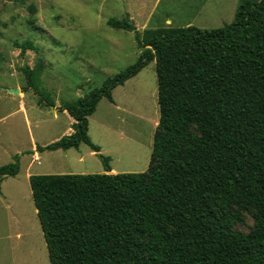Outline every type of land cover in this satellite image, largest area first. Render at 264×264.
<instances>
[{
	"label": "trees",
	"instance_id": "16d2710c",
	"mask_svg": "<svg viewBox=\"0 0 264 264\" xmlns=\"http://www.w3.org/2000/svg\"><path fill=\"white\" fill-rule=\"evenodd\" d=\"M32 24L33 22H29ZM135 63L59 111L72 132L37 152L81 144L99 152L88 135L98 102L155 63L158 122L148 168L105 173L30 175L33 205L50 264H264V0H243L232 23L139 33ZM33 28L38 29L33 26ZM20 55L32 41H13ZM19 69L36 91L41 73ZM17 164L0 167V180ZM241 212L253 219L247 234L235 230Z\"/></svg>",
	"mask_w": 264,
	"mask_h": 264
},
{
	"label": "rangeland",
	"instance_id": "374dc122",
	"mask_svg": "<svg viewBox=\"0 0 264 264\" xmlns=\"http://www.w3.org/2000/svg\"><path fill=\"white\" fill-rule=\"evenodd\" d=\"M241 2L213 0L200 15L176 16L172 26L178 21L185 27L190 21L189 26L199 29L223 27L232 23ZM103 4L104 0H0V167H19L15 177L0 180V264H50L28 174L55 175L72 169L75 150L40 152V164H30L28 154L33 139L37 146L52 143L69 127L68 115L56 111L54 104L73 102L99 88L106 77L135 63L140 55L130 31L106 24L109 18L122 19L123 14L102 11ZM162 13L160 7L154 18L162 19ZM15 40L32 41L35 50L22 56L12 46ZM38 63L37 92L28 89L21 97L26 80L19 69ZM10 89L19 92L8 93ZM113 99L115 105L104 98L98 104L91 136L100 137L103 156L118 173L145 172L159 117L155 63L117 87ZM95 123H104L110 130L104 134ZM119 131L126 136L119 139ZM241 214L243 220L234 228L247 234L253 219Z\"/></svg>",
	"mask_w": 264,
	"mask_h": 264
},
{
	"label": "crops",
	"instance_id": "0c3cea01",
	"mask_svg": "<svg viewBox=\"0 0 264 264\" xmlns=\"http://www.w3.org/2000/svg\"><path fill=\"white\" fill-rule=\"evenodd\" d=\"M175 1H178V2L180 1L181 4L178 5L177 2H175ZM212 1L213 0H165V2H164V0H104V4L101 6H102V11L103 10H109L112 12H114V11L121 12L123 14V16H122L123 18L120 20L128 18V21L129 22L131 21L130 23L134 26L135 30L139 33H142L143 31L148 30V29L153 30V29H161V28H180V25H178V21H177L176 26H172L173 19L176 18V16L187 15V13H189V14L192 13L194 16L200 15L208 7L209 3ZM241 1H243V0H241ZM162 4H163V6H162ZM176 6H180V7H176ZM160 7L163 11L162 16H161L162 19H160V18L155 19L154 17H155L156 11H158ZM109 16H111V13H108V17ZM134 17L138 18V21H134V19H133ZM109 19H114V18H109ZM115 20H119V19H115ZM107 21H106V24H107ZM190 24L191 23L189 21L185 27H188ZM109 27H111V26H109ZM116 30L123 31L124 29H116ZM124 31H126V30H124ZM127 31H130V33L132 34V36L134 38L133 29L127 30ZM137 48L140 51L139 53H141V49L138 47V45H137ZM118 87H120V86H118ZM116 89H117V87L115 89H113V91H112V99H113V93ZM21 95H22L21 97L24 96L23 92L21 93ZM100 102H101V100L98 102V104ZM108 103L115 105L114 99H113V102L108 101ZM98 104H97V106H98ZM20 106H21V108H23L22 102H20ZM54 106L56 108V111L59 110L60 106L58 103L54 104ZM97 106H96V108H97ZM62 113H65L66 115H68L66 112H62ZM94 114H95V111L92 115H90L88 117V135L90 136L91 142L94 145L99 147V152H93L88 146H86V145L84 146V144H81L77 149H69L67 151H63L65 153H69L70 151L75 150V152H72L73 153L72 154L73 159L71 160L74 163L71 165L72 169H69V170L61 169L58 171V174H102V173H105L102 161L98 157V155H104L103 151H102V147H101L103 143H102L100 137H94L93 138L91 136V131H90L91 121H94L93 120ZM67 117H68V126L69 127H66L64 129V131H62V133L56 139L61 138L62 135L63 136L68 135L72 132L70 125L73 123V119L69 115ZM95 124H97L98 126L103 128L104 134L108 130H110L104 123H95ZM113 132H116V131L114 129H112V133ZM122 132H120V131L118 132L119 133V135H118L119 139L124 138V136H126L125 133L122 134ZM50 142H52V141H50ZM47 144H49V143H47ZM47 144H45V145H47ZM45 145H40V146H45ZM36 146L37 145H35V140L33 139L31 151L28 154V156L31 158L30 164H32V162H35L34 161L35 158L39 159V162L38 163L35 162V163L40 164V156H38V154L40 152L36 151ZM83 146L86 148H83ZM57 151H61V150H56L54 152H57ZM109 166L111 169L109 172L110 174H117L118 173L117 169L114 168L113 166H111V164H109ZM28 176H30V175L28 174Z\"/></svg>",
	"mask_w": 264,
	"mask_h": 264
},
{
	"label": "water",
	"instance_id": "95a60500",
	"mask_svg": "<svg viewBox=\"0 0 264 264\" xmlns=\"http://www.w3.org/2000/svg\"><path fill=\"white\" fill-rule=\"evenodd\" d=\"M8 92L12 93V94H17L19 91L18 90H8Z\"/></svg>",
	"mask_w": 264,
	"mask_h": 264
},
{
	"label": "built area",
	"instance_id": "2783aa9c",
	"mask_svg": "<svg viewBox=\"0 0 264 264\" xmlns=\"http://www.w3.org/2000/svg\"><path fill=\"white\" fill-rule=\"evenodd\" d=\"M34 161L38 163L39 162V159L38 158H35Z\"/></svg>",
	"mask_w": 264,
	"mask_h": 264
}]
</instances>
